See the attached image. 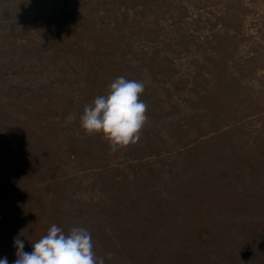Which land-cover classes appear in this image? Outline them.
Returning a JSON list of instances; mask_svg holds the SVG:
<instances>
[{"label": "rangeland", "instance_id": "1", "mask_svg": "<svg viewBox=\"0 0 264 264\" xmlns=\"http://www.w3.org/2000/svg\"><path fill=\"white\" fill-rule=\"evenodd\" d=\"M122 75L149 119L112 153L78 116ZM53 223L106 264H264V0H0V258Z\"/></svg>", "mask_w": 264, "mask_h": 264}, {"label": "clouds", "instance_id": "2", "mask_svg": "<svg viewBox=\"0 0 264 264\" xmlns=\"http://www.w3.org/2000/svg\"><path fill=\"white\" fill-rule=\"evenodd\" d=\"M145 87L143 80L123 75L114 78L104 94L84 105L78 116L80 128L89 135L101 134L112 153L136 143L149 119L148 105L141 99ZM66 119L75 121L77 115L69 114ZM31 243L32 250L27 252L24 240L14 238L16 258L12 264H106L114 256L112 252L98 256L91 232L82 226L65 232L53 223L46 234ZM0 264H9L7 257L0 258Z\"/></svg>", "mask_w": 264, "mask_h": 264}]
</instances>
